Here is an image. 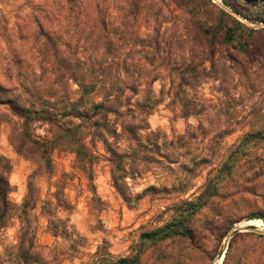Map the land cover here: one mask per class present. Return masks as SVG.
I'll list each match as a JSON object with an SVG mask.
<instances>
[{"label":"rangeland","instance_id":"374dc122","mask_svg":"<svg viewBox=\"0 0 264 264\" xmlns=\"http://www.w3.org/2000/svg\"><path fill=\"white\" fill-rule=\"evenodd\" d=\"M101 1L111 33L124 24L144 43L133 47L112 33L102 58L98 46L93 50L97 31L85 39L95 24L87 0H0V96L30 98L33 80L53 92L45 115L55 124L31 123L30 140L50 146L63 128L81 125L75 138L49 150L47 168L45 159L16 152L12 136L28 146L19 136L23 120L0 105V157L10 163L15 206L0 229V264H24L16 245L30 237L39 260L29 264H85L101 247L115 259L130 258L141 234L171 223L185 201L200 196L204 206L188 222L191 236L148 247L146 264H223L226 254L225 264H264V238L257 236H264V221L247 224L253 215L264 217V177L253 163L233 178L222 175L223 163L242 154L245 136H262L248 148L264 154V0H195L198 16L181 0H141L133 17L121 10L124 0ZM205 12L223 17L227 27L240 23L236 41L209 45L201 36ZM48 36L67 64L79 60L90 69L95 60L106 68L102 77L120 90L113 96L124 107L64 117L77 86L65 78V85L54 84ZM98 101L88 95L86 108ZM234 231L243 236L232 240Z\"/></svg>","mask_w":264,"mask_h":264},{"label":"trees","instance_id":"16d2710c","mask_svg":"<svg viewBox=\"0 0 264 264\" xmlns=\"http://www.w3.org/2000/svg\"><path fill=\"white\" fill-rule=\"evenodd\" d=\"M103 2L101 0H87V8L88 13L94 15L95 24L89 28L88 34L85 39L91 37V35L97 31V38L95 41L94 51L97 49V46L100 48V56L104 58L110 54L111 47V37H109L112 33L113 36H118V41L124 39V37H128L133 47H138L144 41L137 40L138 37L134 35V32L131 34L126 32L127 26L124 24H120V28L118 26H114L113 32L109 31L108 23L106 20V13L108 8L101 6ZM181 3L184 7L190 9V13L198 16L199 14V4L195 0H181ZM141 0H124L123 9L125 14L129 16H134L136 13L140 11ZM84 9H86L83 6ZM202 8V6H201ZM60 8L58 11L60 12ZM205 17H210L207 12L203 13ZM204 19V23H202V33L201 36L204 39L209 40V45H215V43L222 44H230L236 41V34L239 30H242L243 27L240 23L234 22V25L227 27L226 21L223 17L219 16L217 20H214V17ZM210 23L208 24V22ZM216 21V22H214ZM123 22V21H122ZM129 23V22H128ZM42 26H40V31H42ZM119 32V34H118ZM47 41L52 45L50 50V55L53 58V65L51 70V74L55 75V85H65L63 82L64 78L67 82L71 81L77 86L78 97L75 100L68 99L67 104V112L64 113V117H69L71 119H87L88 114L98 116L100 113L105 115L108 114H116L120 107H124L121 102L118 101L117 96H113V93H118L120 90H117L113 84L106 82V80L102 77H106L108 72H106V68H102L100 63L95 62V60H91L90 69L82 66V63L79 60L74 63V65L67 64L65 58H62L59 55V50L56 47V43L53 38L50 36L47 37ZM152 39L150 41L149 47L152 45ZM238 47L244 51L245 45L244 43L239 42ZM106 56V57H107ZM97 68V69H96ZM66 75V77H65ZM138 75H136L137 77ZM101 77V78H99ZM157 80V76L151 80V82H155ZM28 87L26 90L30 93V98H26L24 100L21 97L16 99H12L9 97L0 96V105H5L8 107L9 111L17 118L23 120L22 126L24 127L21 132V141L27 142V148L21 146L22 142H18L12 136V141L14 143V148L18 154L31 155L37 157L39 159H45L46 167L49 168L50 162L45 158L46 154L55 148V146L64 138L73 139L76 137L77 132L81 128V125H76L74 127H66L61 130L60 135H55L50 141L48 146L44 142H37L36 140L29 139V126L31 123L43 121L48 122V124H52L54 126V119L49 115H45V111L48 110V106L54 103L55 96H52L53 92L46 93L44 92V87L36 84L35 80L28 82ZM54 91V90H51ZM131 91L135 95L137 93L136 81L132 82ZM121 93H123L121 91ZM88 95H97L100 98V101L93 103L92 105L86 108V97ZM57 98H55L56 100ZM47 114V113H46ZM97 126H99L98 122H95ZM126 127L133 126L125 125ZM15 134V133H14ZM29 142H28V141ZM73 141V140H72ZM263 141L262 136H254L249 138V136H245L241 141L242 145L240 146V150H242V154L238 156H234L228 159L227 162L223 163L222 175L225 177L233 178L235 175L239 173L241 168L246 169L251 163H253L255 173L258 176L264 177V154L258 153V149L254 152H251L248 148V145L251 143H259ZM16 143V144H15ZM74 143H78L77 141ZM254 145V144H253ZM24 149V150H23ZM78 155H83V157H90L84 152L80 150L77 151ZM255 154V159L253 162H250V155ZM37 155V156H36ZM249 166V167H253ZM248 169V168H247ZM246 169V170H247ZM253 169V168H251ZM11 167L9 161L0 157V229L7 227L9 221L12 219V213L14 210V205L9 199V193L11 191V186L8 179V174L10 173ZM248 171V170H247ZM114 183L117 187L118 182L114 180ZM32 192V185L28 183V194ZM26 203L24 202V207ZM204 206V202L201 201V196L195 199L194 201H185L184 207L178 210L179 215L172 219L171 223L166 224L165 226L158 228L154 232L147 234H141L139 250L133 254L132 257L128 258H120L115 259L108 250H105L104 247L98 248L95 253L90 255V259L85 264H146L147 260L145 259L147 255V248L150 246H160V244L166 243L168 241H176L187 239L191 236V230L188 226V222L192 219V217ZM29 207V206H28ZM32 209L29 207L28 210ZM249 220H262L264 221V217L262 215H253ZM234 223L224 230L217 239L219 243L226 237V235L233 228ZM243 236L242 233L238 231H234L232 234V240L237 237ZM259 238H264L263 235H257ZM32 237H30L27 242L23 241V238H19L18 244L16 245L17 252L15 253L19 262L24 264H29L31 262L38 261L39 259L36 257L35 253H33V244L31 241ZM227 259V254L224 259L223 264H225Z\"/></svg>","mask_w":264,"mask_h":264},{"label":"bare ground","instance_id":"6f19581e","mask_svg":"<svg viewBox=\"0 0 264 264\" xmlns=\"http://www.w3.org/2000/svg\"><path fill=\"white\" fill-rule=\"evenodd\" d=\"M259 222H261V221L260 220H254V221H249L247 224L248 225H255L256 223H259Z\"/></svg>","mask_w":264,"mask_h":264}]
</instances>
